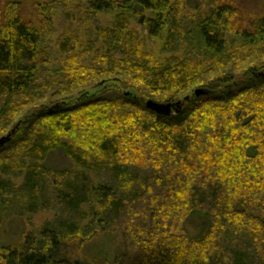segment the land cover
<instances>
[{"label":"trees","instance_id":"16d2710c","mask_svg":"<svg viewBox=\"0 0 264 264\" xmlns=\"http://www.w3.org/2000/svg\"><path fill=\"white\" fill-rule=\"evenodd\" d=\"M49 1L38 24L0 8V223L52 214L0 264H264V15ZM98 235L111 254L67 256Z\"/></svg>","mask_w":264,"mask_h":264},{"label":"rangeland","instance_id":"374dc122","mask_svg":"<svg viewBox=\"0 0 264 264\" xmlns=\"http://www.w3.org/2000/svg\"><path fill=\"white\" fill-rule=\"evenodd\" d=\"M18 2L21 3L20 13L24 21L29 24H38L37 21L40 19L39 7L41 3L45 4L50 2L49 0H0V8L8 4V2ZM233 8L236 15L239 17L238 25L246 24L251 18L258 17L259 15H264V0H234ZM193 6V4H192ZM240 22V23H239ZM110 90L120 92V88L114 84H108L106 87H100L97 90H92V94L99 95ZM205 92H207L205 90ZM220 92V91H218ZM217 92V93H218ZM211 93V92H210ZM176 109L170 110V114L176 113ZM47 167L53 169H65L70 168L71 163H69L66 156L61 151H56L51 153L46 162ZM50 213H41L36 217H32V226L28 225V220L24 218H12L7 220V222L0 223V251L8 246H13L19 243L22 236L29 231V229L39 227L42 222L50 219ZM190 224H187V229L189 230ZM113 244L108 241L107 237L98 235L95 239L85 242L80 248H69L66 250L67 256L74 257L79 256L81 259L89 258L95 253L104 251L105 254H111L114 250Z\"/></svg>","mask_w":264,"mask_h":264},{"label":"water","instance_id":"95a60500","mask_svg":"<svg viewBox=\"0 0 264 264\" xmlns=\"http://www.w3.org/2000/svg\"><path fill=\"white\" fill-rule=\"evenodd\" d=\"M194 95L195 97H199V96H203V95H208V91L205 92V90L203 89H197L194 91ZM188 100V97L185 98V101ZM144 105H146V107L152 111V112H156L158 114H166L168 115L170 110L173 108V109H176V108H180L181 107V102H176L175 104H160V103H157V102H153L152 100H148L144 103ZM13 133V132H12ZM10 139V135L9 136H6L4 138H1L0 139V146H3L5 142H7L8 140Z\"/></svg>","mask_w":264,"mask_h":264},{"label":"flooded vegetation","instance_id":"af4514ba","mask_svg":"<svg viewBox=\"0 0 264 264\" xmlns=\"http://www.w3.org/2000/svg\"><path fill=\"white\" fill-rule=\"evenodd\" d=\"M172 109H173V108H172ZM172 109H171V110H172Z\"/></svg>","mask_w":264,"mask_h":264}]
</instances>
